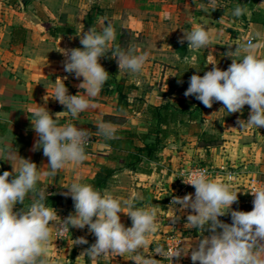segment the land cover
I'll return each instance as SVG.
<instances>
[{
    "label": "crops",
    "instance_id": "crops-1",
    "mask_svg": "<svg viewBox=\"0 0 264 264\" xmlns=\"http://www.w3.org/2000/svg\"><path fill=\"white\" fill-rule=\"evenodd\" d=\"M33 1L18 0V6L0 0V139L11 145L20 157L36 163L41 172L48 167V157L43 155L42 147L34 149L38 135L32 126V111L44 106L61 124L66 108L48 97L52 96L59 78L67 76L63 82L69 94H83L79 87L83 77L64 71L65 56L60 48L82 47L80 35L99 18H104L105 25L108 21L115 29L113 48L135 47L137 52L149 53L139 74L119 70L111 50L99 58L109 78L100 94L91 101L92 106L81 114L96 126L102 117L117 128L116 136L101 138L81 164L69 163L53 178L42 176L39 183L49 184L54 194L63 195L68 191L66 186L78 175L90 179L100 166L109 165L114 172L102 192L109 190L121 198L137 192L143 197L137 201L138 206L157 209L159 228L148 236L150 246L143 249L147 256L152 255L157 245L165 246L169 237L183 245L196 241L201 235H209L207 230L201 234L196 228H188L186 217L190 209L177 212L179 218L174 223L169 218L174 215L171 208L174 197L188 194L194 197V188L187 191L180 188L179 173L188 167L206 165L216 172L210 177L222 181L229 180L227 171L234 172L231 183L240 191L231 208L241 211L253 208L254 196L250 189L264 184V127L240 129L237 120L248 119L249 105L228 114L222 102H214L208 108L200 107L196 100L188 109L184 125L172 127L170 135L156 151L148 154L147 150L136 151L135 147L154 141V136L139 137L147 134L146 106L190 100L180 91L185 84L176 80L183 66L194 61L205 73L212 68L210 62L217 61V67L226 70L231 57L225 53L255 32L261 33L254 42L262 43L260 52L264 53V0L251 3L220 0L222 7L211 12L208 0ZM237 4L245 7L247 13L233 18L231 12ZM201 5L209 8V13ZM199 22H207L216 39L207 48L193 51L187 40L180 41L184 31ZM68 28L72 31L66 32ZM199 132L218 138V144L200 145ZM131 133L138 137L130 139ZM0 164L12 171L8 160H0ZM53 208L61 219L74 213V203ZM175 208L179 209V205ZM14 209L19 211L22 207L17 203ZM119 215L125 227L131 226L126 213ZM218 219L232 222L230 212ZM80 237L87 243L76 244L75 240ZM95 240L87 226L83 229L70 226L69 232L58 238L54 232L45 252L48 264H135L134 254L98 258L83 255ZM153 258L162 264L158 254L153 253ZM178 264H193L190 251Z\"/></svg>",
    "mask_w": 264,
    "mask_h": 264
},
{
    "label": "clouds",
    "instance_id": "clouds-1",
    "mask_svg": "<svg viewBox=\"0 0 264 264\" xmlns=\"http://www.w3.org/2000/svg\"><path fill=\"white\" fill-rule=\"evenodd\" d=\"M208 4L210 12L222 7L220 0H208ZM201 7L209 13V8ZM246 13L247 9L237 4L231 16L239 18ZM105 20L99 18L80 35L82 47L59 50L65 56L64 71L74 73L77 78L83 77L79 85L83 94H69L63 82L67 79L65 76L59 78L52 96L48 97L62 104L73 118L92 106L91 101L100 94L109 78V73L99 62L101 56L111 50L118 69L133 74L141 73L149 59L148 52H137L135 47L113 48L115 29L108 21L105 25ZM260 36L261 33L255 32L235 44L234 50L226 52L225 55L231 57L226 70H221L217 61H212L211 70L202 76L191 75L184 95L194 96L208 108L214 102H222V108L228 114L242 111L247 104L250 114L247 120H237L240 129L264 127V53L260 52L262 43L254 42ZM214 39L216 34L207 27V22H199L191 30L184 31L180 42L187 40L190 49L199 51L207 48ZM190 66L199 70L194 61ZM31 115L32 126L38 135L34 149L42 147L43 155L48 157V167L41 172L36 163L20 157L11 145L0 139V160L6 159L12 165L11 172L0 174V264H48L45 252L53 233L57 238L62 237L69 232L70 226L80 229L87 226L95 235V243L82 252L89 258L134 254L135 264H158V259L153 258L155 253L172 264L173 257L188 255L190 251L193 264H264V184L250 189L254 196L250 211L233 210L231 205L237 202L240 190L234 188L231 177L228 181L216 180L205 169L181 172L184 182L194 186V197L191 194L174 197L171 202L174 215L169 218L172 223L179 218L177 212L190 209L186 217L188 228H196L201 234L205 230L209 232V235H201L196 241L184 242L182 246L174 245L168 250L157 245L152 255L147 256L143 249L150 246L148 236L159 228L157 209L138 206L137 201L143 199L140 193L133 192L128 198H121L112 191L98 190L85 182L82 175L66 186L68 191L63 195H70L74 213L61 219L54 208L46 204L48 193L46 187H38L39 182L42 176L55 177L69 163L81 164L86 158L90 134L72 122L60 125L44 106L36 107ZM117 131L102 117L98 120L97 132L104 138H115ZM29 196L32 202L26 204ZM17 203L25 207L14 211ZM121 212L130 217L131 226L125 227L121 222ZM229 212L230 224L218 219ZM75 243L86 244L87 240L80 237Z\"/></svg>",
    "mask_w": 264,
    "mask_h": 264
},
{
    "label": "trees",
    "instance_id": "trees-1",
    "mask_svg": "<svg viewBox=\"0 0 264 264\" xmlns=\"http://www.w3.org/2000/svg\"><path fill=\"white\" fill-rule=\"evenodd\" d=\"M70 31H72V29L70 28L66 30V32ZM194 73H197L201 76L204 74L200 67L199 70H197L190 65L183 66L182 73L181 71L178 72V77L176 80L178 81V83L185 84L180 88V91L183 95L189 85L190 77ZM174 85L177 86V83ZM187 97H190V100H179L176 104L164 103L158 106H146L144 110V121L147 127V134L140 135L139 137L140 139H144L149 135L154 136V141L144 146H136V151L147 150L148 154L153 153L158 149V146L164 141V139H166L170 135L172 127L177 125H184L185 116L189 112L188 109L191 107V104L197 100L192 95H189ZM197 104L200 107H205L199 100ZM129 137L130 139H133L138 137V135L135 133H131ZM198 138L200 145H215L218 144L219 141L218 138H214L213 136L207 135L204 132H199ZM4 171L7 170L5 169L3 164H0V174H2ZM113 172L114 170L109 165L104 164L99 167L92 178L84 179V181L92 184L95 188L102 191L107 181L111 178ZM11 178L12 177L10 176L9 179ZM38 187H46V192L48 193L46 204L50 207H62L73 203L72 199L69 197H66L62 194H54L53 187L49 184L39 183ZM31 202V196L26 197L25 203L30 204ZM18 205H20L22 209L25 207V205L21 203H18Z\"/></svg>",
    "mask_w": 264,
    "mask_h": 264
},
{
    "label": "built area",
    "instance_id": "built-area-1",
    "mask_svg": "<svg viewBox=\"0 0 264 264\" xmlns=\"http://www.w3.org/2000/svg\"><path fill=\"white\" fill-rule=\"evenodd\" d=\"M247 2L251 3L253 1H256V0H246ZM77 95H80L79 93H75ZM73 94V95H75ZM68 122H72L73 124H75L77 127H80V128H84L86 129L89 134H90V140H89V143L88 145L86 146V154L88 153V151H90L93 146L101 139L103 138V136L99 135L98 132H97V126L88 122L84 116H82V114L80 113L78 117H71V115L69 113L66 112L65 116L63 117V120L61 122L60 125H64ZM193 169H205L207 170L208 174L210 176H212L214 173H216L212 168L206 166V165H199V166H194V167H188L187 169H184L182 170L181 172H185V171H188V170H193ZM224 170V169H223ZM181 172L179 173V182H180V188L181 190L183 191H187V190H190V189H193L194 186L184 182L183 178L180 177V174ZM227 176H228V179L229 177H231V180L234 179V176H235V173L234 172H229L227 171L226 172ZM184 179H187V177L185 176ZM15 211V209H14ZM174 245H181L180 241L179 240H176L174 237H169L168 238V241L166 242L165 244V248L170 250L172 246ZM182 246V245H181ZM181 257L179 258H176V257H173L172 258V264H178L179 262H181ZM161 261H162V264H170V261L168 260H164L161 258Z\"/></svg>",
    "mask_w": 264,
    "mask_h": 264
},
{
    "label": "rangeland",
    "instance_id": "rangeland-1",
    "mask_svg": "<svg viewBox=\"0 0 264 264\" xmlns=\"http://www.w3.org/2000/svg\"><path fill=\"white\" fill-rule=\"evenodd\" d=\"M1 1H4V2H8V3H10V4H15V5H18V6H20V2H18V0H1ZM28 1H30L31 3H34V1L33 0H28ZM72 1H75V0H72ZM78 1V0H77ZM14 210V209H13Z\"/></svg>",
    "mask_w": 264,
    "mask_h": 264
}]
</instances>
